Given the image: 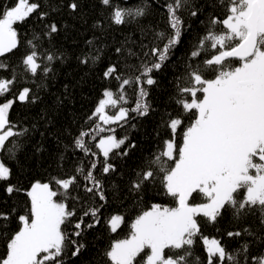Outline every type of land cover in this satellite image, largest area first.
I'll use <instances>...</instances> for the list:
<instances>
[{
    "label": "snow or ice",
    "instance_id": "obj_1",
    "mask_svg": "<svg viewBox=\"0 0 264 264\" xmlns=\"http://www.w3.org/2000/svg\"><path fill=\"white\" fill-rule=\"evenodd\" d=\"M100 3L105 7L112 6V0H100ZM219 3L226 7L225 18H211L205 34L198 38V43L183 62V71L176 77L173 100L181 111L175 115L167 114L168 119L162 121L169 130V138L164 139L162 149L145 162V169L136 173L137 178L129 189L140 192L147 183L155 180L157 173H162L163 188L174 198L176 206L152 204L149 210L137 215L130 225L129 236L114 241L103 253L106 258L103 264H192L191 249L197 236L206 246L207 264H239L237 256L229 253L219 240L202 235V224L197 217L202 216L207 223L215 224L224 210L237 221L259 212V222L264 226V0H219ZM81 6L82 0H70L67 4L72 13L79 12ZM39 7L38 3L19 0L14 7L0 13V56L18 46L14 23L25 21ZM197 7L193 0H169L165 4L171 32H154L153 46L144 52L145 57L154 58L152 61L141 60L137 67L127 63L130 57L139 59L131 48L125 49L122 45L114 49L117 62L106 65L103 77L120 81L118 93L105 89L89 120L98 117L105 125L123 126L131 119L130 113L140 117L149 115L152 108L145 99L149 92L144 85L158 83L153 73L165 67L173 49L181 42L184 21L180 13L187 11L191 17H197ZM45 15L47 13H41V18ZM145 15L146 9L140 5L116 6L111 19L115 25H122L129 19L138 20ZM221 24L223 28L216 30L215 26ZM94 26L99 27V22ZM48 27L50 33L59 31L55 22ZM148 30H151L150 26ZM87 43L92 47L94 42ZM209 48L213 50L212 54L194 63ZM95 51V55L84 54L80 63L98 62L102 50ZM125 52L127 57L123 55ZM36 56L33 51L23 61L33 74L39 67ZM121 58L125 61V70L133 73L131 76L126 77L125 71L121 70ZM53 59L52 55L48 56L49 61ZM233 61H238V66ZM0 67L6 65L0 64ZM47 71L49 69H45ZM12 83V80L0 79V95L8 92ZM133 84L138 86L136 104L127 108L123 106L127 103L123 89ZM29 92L24 88L17 98L25 101ZM12 104L13 100L0 104V152L6 150L9 155H14L18 148L15 142L7 147L9 139L24 134L12 130L14 126L8 120ZM111 109L118 110L108 114L106 110ZM186 119L190 123L185 127ZM96 129L105 131L99 123ZM107 130L114 132V129ZM89 135V131L81 130L73 140V147L85 156L95 157L96 153L85 140ZM126 140L127 136L117 139L115 135H108L96 143L104 157L103 174L116 171L115 165L109 162L110 153L121 149ZM135 147L134 143H129L116 154L127 156ZM96 168L97 162L93 160L87 170L78 165L73 175L52 177L57 190H53L51 182L40 181L24 189L11 182L12 170L0 160L3 193L7 197L24 193L30 204L28 214L17 217L18 230L8 239L7 253L0 258V264H64L69 246L71 257H79L85 248L84 232L100 224L103 205L88 207L72 224L77 213L66 201L80 199L71 193L80 187L77 177L81 175L87 181L84 192L107 201L103 183L94 175ZM197 197L200 198L198 203L195 202ZM14 212V208L0 210V232L7 231L5 222L12 219ZM89 217L91 222L86 223ZM123 221V216L111 215L106 223L111 232H116ZM67 224H72L70 234L62 227ZM253 234L248 227L227 232L230 238ZM236 251L244 254V259L249 258L247 243ZM250 258L255 264H264V254ZM196 260L199 264V257Z\"/></svg>",
    "mask_w": 264,
    "mask_h": 264
},
{
    "label": "trees",
    "instance_id": "obj_2",
    "mask_svg": "<svg viewBox=\"0 0 264 264\" xmlns=\"http://www.w3.org/2000/svg\"><path fill=\"white\" fill-rule=\"evenodd\" d=\"M18 1L0 0V13L14 7ZM29 2L38 3L40 7L25 21L14 23L18 46L10 53L0 56V64L6 65L0 67V79L13 81L9 91L0 95V103L10 98L13 100L8 111V120L14 126V132L24 134L9 139L7 147H11L15 142L18 148L14 155H9L6 150L0 152V160L11 168V182L17 186L28 189L36 181L51 182L53 190H57L58 186L52 181V177L65 178L73 175L78 165L87 170L90 163L96 160L94 175L103 183L107 201H100L98 196L86 194L83 186L87 181L81 175L77 177L80 187L74 188L71 193L80 199L68 200L66 203L77 213L72 224L88 207L103 205L100 209L101 222L95 228L84 232L82 242L85 248L79 257H71L69 246V255L65 257L64 264H103L106 260L103 253L114 241L129 236L130 225L137 215L149 210L152 204L176 206L174 198L168 196L163 188L162 173H157L155 180L147 183V187L140 192H132L129 189L131 182L137 178L136 173L145 169V162L161 150L163 140L169 138V130L163 126L162 121L168 119L167 114L175 115L181 111L173 97L176 95L175 80L183 71V62L198 43V38L205 34L211 18H225L226 7H222L219 0H193V4L198 6L195 8L197 17H191L187 11L180 13L184 21L181 42L173 49V55L165 67L160 72L153 73L158 83L153 86L144 85L149 92L145 99L151 105L152 111L146 117L130 113L131 119L121 126L105 125L98 121V117L88 119L103 97L105 89L118 93L120 81L105 79L103 70L107 64L117 62L114 49L122 45L125 49L131 48L139 56V59L128 58V64L138 67L141 60L150 62L154 59L151 56L145 57L144 52L153 46L155 31L171 32L165 8L169 0H112L111 7H105L100 0H82L81 9L77 13H72L67 8L70 0ZM137 5L145 7V16L138 20L129 19V22L122 25L112 22L111 15L116 6ZM54 7L58 10L53 11ZM41 13L47 15L41 18ZM53 22L58 25L57 33L49 32L48 26ZM97 22L99 27L94 26ZM149 26L151 30H148ZM215 28L220 30L223 25H216ZM90 40L94 42L92 47L87 43ZM156 43L162 46L161 42ZM144 45L148 47H143ZM95 49L102 50L98 62L80 63L84 54L91 52L95 55ZM33 51L37 53L36 63L39 65L35 74L23 63L26 55ZM212 52L209 48L208 52L202 53L194 63L210 56ZM49 55L54 57L52 61L48 60ZM123 55L127 57V52ZM119 63L126 77L133 74L125 70L123 58ZM233 63L238 66L239 62ZM45 69L49 71L45 72ZM22 88L30 90L29 98L25 101L17 98ZM123 91L127 98V103L123 106L135 107L138 86H125ZM97 123L105 131L96 129ZM188 123L190 120L186 119L184 126ZM132 125H135V128ZM107 129H114V132ZM81 130L90 132L85 140L91 151L96 153L95 157L85 156L82 151L73 147V140ZM104 135H115L117 139L128 137L121 149H114L113 153H110L109 162L115 165L116 171L106 175L102 171L104 157L95 146ZM129 143H134L136 147L130 149L127 156L116 154L123 151ZM195 202H200V198L197 197ZM29 207L28 197L24 193L7 197L0 186V210L15 209L12 219L5 222L7 231L0 232V258L6 256L7 241L11 234L18 230L17 217L27 215ZM114 214L123 216L124 221L116 232H111L106 221ZM197 219L202 224V235L219 240L229 253L237 256L239 264H255L250 257L264 254V226L259 222V212L255 216L248 215L237 221L228 210H224L215 224L207 223L202 216ZM90 222L91 218H86V223ZM72 224L62 227L70 234L73 231ZM243 227H248L254 234L231 238L227 236L228 231H238ZM195 240L190 260L192 264H197L196 258L199 257V264H207L206 246L200 236ZM244 243L249 246L248 259H244V254L236 251Z\"/></svg>",
    "mask_w": 264,
    "mask_h": 264
},
{
    "label": "rangeland",
    "instance_id": "obj_3",
    "mask_svg": "<svg viewBox=\"0 0 264 264\" xmlns=\"http://www.w3.org/2000/svg\"><path fill=\"white\" fill-rule=\"evenodd\" d=\"M18 2H19V1H18ZM18 2H17V3H18ZM28 55H29V54H28ZM26 56H27V55H26ZM23 89H24V88H22L21 91H23ZM21 91H20V92H21ZM20 92H19V94H20ZM19 94H18V96H19ZM102 98H103V97H102ZM102 98H101V99H102ZM8 100H12V99H11V98H10V99H7V100L1 102L0 104L6 103ZM96 106H97V105H96ZM96 106H95V108H96ZM95 108H94V110H95ZM117 110H118V109H114V110H106V111H108V114H113V113H114L115 111H117ZM5 130H7V128H6ZM0 134H2V132H0ZM106 136H108V135H104V136H102V137H106ZM102 137H100V138H102ZM98 141H99V140H98ZM114 215H120V214H114ZM208 238H209L210 240L213 239V237H208Z\"/></svg>",
    "mask_w": 264,
    "mask_h": 264
}]
</instances>
